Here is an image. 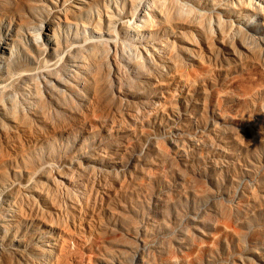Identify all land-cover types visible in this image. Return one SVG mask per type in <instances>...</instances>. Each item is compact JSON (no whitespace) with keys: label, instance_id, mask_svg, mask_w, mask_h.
Returning a JSON list of instances; mask_svg holds the SVG:
<instances>
[{"label":"rangeland","instance_id":"obj_1","mask_svg":"<svg viewBox=\"0 0 264 264\" xmlns=\"http://www.w3.org/2000/svg\"><path fill=\"white\" fill-rule=\"evenodd\" d=\"M247 1L0 0V264H264Z\"/></svg>","mask_w":264,"mask_h":264},{"label":"bare ground","instance_id":"obj_2","mask_svg":"<svg viewBox=\"0 0 264 264\" xmlns=\"http://www.w3.org/2000/svg\"><path fill=\"white\" fill-rule=\"evenodd\" d=\"M263 1V0H262ZM247 5H249L251 8H252V10L253 11H256L258 8H263V7H261V5H259V4H256V1L255 0H248L247 1ZM143 10V9H142ZM136 17V16H135ZM134 20V19H133ZM131 23V22H130ZM130 25V24H129ZM256 31H257V33L259 32L257 29H255ZM256 33V34H257ZM238 214V213H237ZM226 220V219H225ZM195 239V238H194Z\"/></svg>","mask_w":264,"mask_h":264}]
</instances>
